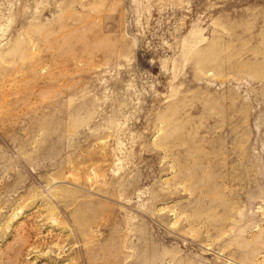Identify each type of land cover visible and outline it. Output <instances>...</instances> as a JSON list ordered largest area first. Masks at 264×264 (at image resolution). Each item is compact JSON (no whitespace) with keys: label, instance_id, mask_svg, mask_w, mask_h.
I'll return each mask as SVG.
<instances>
[{"label":"rangeland","instance_id":"obj_1","mask_svg":"<svg viewBox=\"0 0 264 264\" xmlns=\"http://www.w3.org/2000/svg\"><path fill=\"white\" fill-rule=\"evenodd\" d=\"M0 264H264V0H0Z\"/></svg>","mask_w":264,"mask_h":264},{"label":"bare ground","instance_id":"obj_2","mask_svg":"<svg viewBox=\"0 0 264 264\" xmlns=\"http://www.w3.org/2000/svg\"><path fill=\"white\" fill-rule=\"evenodd\" d=\"M241 160V159H240ZM213 214V213H212ZM213 218V217H212ZM229 219V218H228ZM236 219V218H235ZM237 220H239V219H237ZM221 227V226H220ZM232 227V226H231ZM236 228V227H235ZM223 230V229H222ZM205 232V231H204ZM219 232V231H218ZM225 232V231H224ZM223 233V232H222ZM219 238V237H218Z\"/></svg>","mask_w":264,"mask_h":264}]
</instances>
